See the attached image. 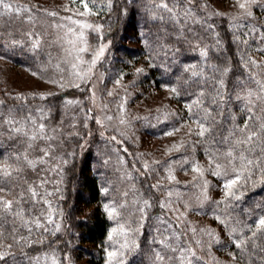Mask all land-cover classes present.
Returning <instances> with one entry per match:
<instances>
[{
  "label": "trees",
  "instance_id": "obj_1",
  "mask_svg": "<svg viewBox=\"0 0 264 264\" xmlns=\"http://www.w3.org/2000/svg\"><path fill=\"white\" fill-rule=\"evenodd\" d=\"M86 1L100 7L104 39L109 40L106 57L114 62L132 58L143 70L128 75L133 84L167 91L159 115L139 119L137 133L158 137L180 122L181 143L156 165L161 175L150 176L138 160L100 133L92 115L69 103V96L78 94L69 81L62 92L43 98L1 96L0 166L20 171L0 176V198L14 202L9 212L0 204V252L11 253L0 264H46L50 256L58 264H187L183 243L175 235L177 223L169 215L173 211L165 209L170 200L185 210L214 216L219 234L225 235L214 245L228 249L232 264H264V235L257 233L243 248L235 244L251 237L264 217V134L252 151H244L258 168L243 169L239 160L229 163L225 155L229 149L237 157L241 154L235 142L246 122L249 130L264 123V0L253 5V15L246 19L241 14L216 15L200 0H111V6L109 0ZM21 9L6 14L0 9V56L44 79L57 73L70 76L72 69L55 30L45 25L48 13L33 6ZM96 40L95 34L89 37L91 43ZM201 122L210 129L203 138L197 134ZM41 123L44 128L38 130ZM52 128H58L57 142L50 138ZM45 151L61 161L57 173L47 165ZM216 164L219 175L213 174ZM194 166L203 169V176L193 171ZM241 172L231 189L239 199L226 196L225 185ZM183 174L197 179L182 183L177 177ZM204 177L210 182L207 191L221 183L223 194L216 208L210 209L208 200L194 203ZM105 205L115 209L111 217ZM114 226L126 234H111ZM121 236L123 242L115 241ZM21 237L33 243H14ZM116 246L117 255L107 258L108 249Z\"/></svg>",
  "mask_w": 264,
  "mask_h": 264
},
{
  "label": "rangeland",
  "instance_id": "obj_2",
  "mask_svg": "<svg viewBox=\"0 0 264 264\" xmlns=\"http://www.w3.org/2000/svg\"><path fill=\"white\" fill-rule=\"evenodd\" d=\"M71 1L6 0L7 3H3L10 5L16 13L27 6L39 7L48 13L47 19L49 21L46 20L45 23L47 24L45 25L55 30V40L62 46L72 73H70V76L68 73L63 74V76L57 73L60 76H52L48 80L36 75L29 68L0 56V97H47L62 92L66 82L69 81L72 89L77 88L78 90L75 97L73 95L69 96L68 100L72 102L70 104H78L80 110L86 111L88 116L89 114L92 115L100 133L108 135L115 144L119 145V148L121 146L128 155L138 160L142 165V171L145 169L150 172V176L151 174L160 176L159 166L156 165L176 152L181 143L183 125L178 122L174 131L151 138L137 133L139 131L137 122L152 113H160L161 106L166 104L167 91L160 87L154 89L152 86L151 88H145L138 83L133 84L128 75L136 74L137 69H141L142 65L134 62L130 57L114 62L106 57L107 47L103 55L93 65L92 61L97 56L100 48L108 45L109 41L104 39L103 27L100 31H96L97 26H103L100 7L86 0ZM200 2L213 11L220 13V15L233 16L242 12L235 4V0H200ZM1 5L2 14L10 12L4 6L2 8ZM92 34L97 35L95 44L89 41ZM41 125L43 123L39 124V128L36 126L38 130L41 129ZM52 129L53 132L50 133V138L53 139V142H57L58 128H56L57 130ZM87 140V138L84 139V145ZM126 140L129 143H126ZM51 154L49 152L47 165H51V169L57 173L60 171L58 165L61 161ZM145 165L148 166L147 169ZM95 166L101 168L102 164L97 163ZM153 166L155 167L152 168ZM54 175L53 173L52 179L56 180ZM190 175L183 174L178 176L177 179L182 183H186L184 180L191 182L197 179L194 175H191V177ZM204 180V183L207 182L206 195L207 200L210 202L209 207L210 209L212 207L216 208L215 202L223 194V189L220 188L221 183L215 182L211 185V190L207 191L210 182L205 177ZM197 185H199V181ZM197 187H200V192L194 197V203L199 206L205 188L204 185L203 187L200 185ZM166 193L169 196V192L166 191ZM169 203L170 205H166L165 209L173 211V214L169 213V215L177 223L178 228L176 226L177 233L175 235L183 243L181 248L183 247L185 257H188L187 264H232L228 249L221 247L219 250L214 245L216 241L213 237L219 240L220 237L224 238L225 235L224 233L219 234V227L209 211L200 213L178 207L171 200ZM184 213L186 218L183 216ZM120 229V226H114L110 233L118 236L119 232L123 231L122 235L126 234L124 230L119 231ZM209 232H211V236L208 235ZM121 238H124V236L115 238V241L123 242L124 239ZM124 244L126 243L122 244L121 256L125 254L126 245ZM132 246L134 247V244ZM117 247L119 248V246H116L114 250L108 249L107 258H110L109 253L117 255ZM193 252L195 253L194 257ZM45 263L58 264L53 256H50L48 262L45 260Z\"/></svg>",
  "mask_w": 264,
  "mask_h": 264
},
{
  "label": "snow or ice",
  "instance_id": "obj_3",
  "mask_svg": "<svg viewBox=\"0 0 264 264\" xmlns=\"http://www.w3.org/2000/svg\"><path fill=\"white\" fill-rule=\"evenodd\" d=\"M189 2L191 3V0H189ZM260 3V0H235V4L239 7V9L242 10L241 12V16L243 18H249L252 17L253 13H252V7L253 5H258ZM0 4H3V0H0ZM4 8H6L8 11H12L11 6L10 5H6L3 4ZM109 6H111V0H109ZM85 7H87V5H85ZM163 7L167 8V5H163ZM169 11H171L169 9ZM216 15H220V13H216ZM235 19V18H234ZM102 25L97 26L96 31H100L102 29ZM211 27V26H209ZM107 47V45H104L100 48L97 56L93 59L92 63L93 65L96 63V60H98L104 53L105 48ZM207 53H202V55H206ZM250 63L255 64V61H249ZM142 69H137V72H142ZM228 71V69H225V73ZM193 75H196V73H193ZM81 79H83V77H81ZM223 83V81H221V84ZM77 87L79 85H76ZM171 92L176 93L177 90L176 88H172ZM109 95H111V93H109ZM202 95V94H201ZM251 95V93H250ZM43 98V97H41ZM259 99V97H257ZM215 102V101H214ZM72 103V102H69ZM251 111V110H250ZM250 120L253 119V117L249 118ZM99 123V121H98ZM199 132L197 133L201 138L205 137V135L207 133L210 132V129L208 127L205 126L204 123H199ZM41 130H43L44 125L40 126ZM17 131H19V129H17ZM193 130L190 129L189 132L191 134ZM241 133V138L236 140L235 142V149H240L241 150V154L237 157L234 155V149H229V151L227 153H225L226 156L230 157L231 160L229 161V163H231L233 160H239V162L241 163V167L243 169H251L252 167H256L258 168L259 166L254 164V161L251 159H247V157L244 155V151H252L253 147H254V142L259 141L261 134H264V123H261L259 125V127L256 130H249V124L246 122L244 127L238 130ZM246 133V135H244ZM171 134V133H168ZM115 139V138H113ZM45 156L49 155V153L47 151H45L44 153ZM212 162V158H210V163ZM30 166L35 167V163L33 161H28L27 162ZM158 163V162H157ZM147 165H145V168L147 169ZM216 168H217V172L213 173L214 175H219L220 174V165L216 164ZM20 169H16V168H12L9 165H3L0 166V176L4 177V178H8V177H12L13 174L15 172H19ZM193 171L197 172L200 176H203V169L194 166L193 167ZM243 175V172H241L240 174L237 175L236 179L229 181L226 185L225 188L228 189L229 191H227L225 193L226 196H231L233 199H239L238 196L235 195L234 192L231 191V189L236 186L238 184V182L241 179V176ZM168 180L172 181L175 179V177L171 174V171H169V175H168ZM195 179V177H194ZM152 187H159V185H153ZM205 188V193H202V197L203 199L201 200V203H203L204 200H207L208 197L206 195V189H207V182H205L204 185ZM3 189L0 188V191H2ZM30 191H32V195L33 197L36 196V192L32 189H29ZM104 192H107V189H103ZM172 193L169 192V196H171ZM13 201H4L2 198H0V204H2V210L5 212H9L12 209V205H13ZM145 206H149L148 205V201H144ZM165 205L162 203L161 207H164ZM105 209L106 211L109 212V216L111 217L113 212L115 211L114 208H110L109 205H105ZM141 211L143 212L144 209L141 208ZM20 215V214H18ZM219 219V218H217ZM220 223L223 224L225 223L224 220H220ZM27 225V222H25V226ZM36 227L37 228H41L42 225L39 222H36ZM45 231H47V229H45ZM57 231H59V228L57 227ZM203 231V230H202ZM233 232L236 231L235 228L232 229ZM257 233H260L261 235H264V217L260 218L257 225H256V230L252 233L251 237H248L247 240H236L235 244L237 248H243L244 245L251 240H254L257 237ZM208 235H212L211 232L208 233ZM111 235L109 236V239H111ZM213 239L218 243V238L213 237ZM22 240H26V238L21 237L20 239H15L14 243L16 244H20ZM27 244H31L33 243V241H27ZM197 243H199V241H197ZM8 249L12 248V245L9 244L7 245ZM11 253L8 251L5 252H0V260H3L6 256L10 255ZM109 257L111 258L114 254L113 253H109L108 254ZM193 257L195 256V253H192ZM161 260L163 259V257H159ZM235 258V257H234Z\"/></svg>",
  "mask_w": 264,
  "mask_h": 264
}]
</instances>
